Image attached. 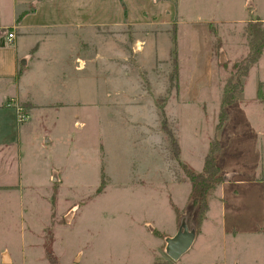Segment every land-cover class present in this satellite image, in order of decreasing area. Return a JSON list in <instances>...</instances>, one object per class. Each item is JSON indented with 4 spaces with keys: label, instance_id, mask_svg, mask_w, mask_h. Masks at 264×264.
Returning <instances> with one entry per match:
<instances>
[{
    "label": "rangeland",
    "instance_id": "obj_1",
    "mask_svg": "<svg viewBox=\"0 0 264 264\" xmlns=\"http://www.w3.org/2000/svg\"><path fill=\"white\" fill-rule=\"evenodd\" d=\"M151 1L169 17L100 24L78 78L38 90L42 102H63L48 121L51 144H40L36 120L19 149L16 129L0 128V148L11 143L0 150L10 148L0 161V264H170L176 224L196 233L190 175L204 173L211 151L226 180L203 225L220 255L201 256H263L264 231L249 230L264 224V53L249 61L246 31L259 34L260 20L245 0ZM255 3L264 20V0ZM10 30L0 27V42ZM29 120L16 113L19 125ZM232 228L244 232H223Z\"/></svg>",
    "mask_w": 264,
    "mask_h": 264
},
{
    "label": "crops",
    "instance_id": "obj_2",
    "mask_svg": "<svg viewBox=\"0 0 264 264\" xmlns=\"http://www.w3.org/2000/svg\"><path fill=\"white\" fill-rule=\"evenodd\" d=\"M245 1V7L254 9L251 18L256 17L264 22L257 14L255 0ZM162 7L158 1L151 0H0V27L11 28L17 35L15 45L7 44L5 40L1 41L3 44L0 42V128H4L5 133L7 129H16L17 149L21 145V134L24 135L35 120L39 122L43 133L40 144L47 146L53 142L47 127L48 121L59 112L56 111L57 106L63 102L52 103L49 94H45V100L42 102L39 100L42 95H38V90L47 84L54 87L78 78V73L85 69V45L87 43L94 46L92 39H99L98 28L101 25L139 23L136 21L140 16L147 20L152 18V23L157 16L169 17L168 14L164 17ZM174 9L175 12L178 10L176 4ZM172 15H175L174 10ZM126 19H129V22H126ZM58 41L67 44L64 53L56 48ZM88 52L89 48L87 54ZM58 53L60 54L57 55ZM55 55L58 57L53 60ZM23 103L28 104L29 108L25 111L30 120L24 125H19L16 121V105ZM66 107L67 105L62 106L61 109ZM9 140L10 136L6 141ZM3 145L0 150L9 147L11 143ZM8 147L0 153V161L9 154ZM51 173L49 179H55V175L51 176ZM181 228V225L178 227L176 224L175 233L172 232L171 237L165 240L166 247L167 240L176 236ZM204 228L202 223L191 248L178 261L168 258L172 261L170 264H264V252L259 259L247 262L243 259L241 248L237 249L239 254L232 257H228L227 252L223 251L222 259L217 257V260L206 261L205 259L211 258H204L202 254L209 252L210 257H213L215 254L220 255V250L215 249L214 241H209L211 235L208 236L209 232ZM240 231L244 232L243 229L237 228L223 230L226 235L232 233L235 236ZM249 231L260 234L264 231V224L253 226ZM159 249L162 258V242ZM190 254L193 257L184 258Z\"/></svg>",
    "mask_w": 264,
    "mask_h": 264
},
{
    "label": "trees",
    "instance_id": "obj_3",
    "mask_svg": "<svg viewBox=\"0 0 264 264\" xmlns=\"http://www.w3.org/2000/svg\"><path fill=\"white\" fill-rule=\"evenodd\" d=\"M262 29L257 30L259 34L253 33L251 26H248L246 31L253 38L251 39V48L254 51L251 53L250 62L258 60L264 53V27L263 21H259ZM2 43V42H1ZM3 44V43H2ZM248 68V66H247ZM246 68V69H247ZM228 87V86H227ZM227 87L225 91L227 92ZM234 97H224L223 105H231L233 103ZM220 125L224 123V119L228 120V117L224 115V112H221L220 115ZM218 145V144H217ZM215 151H211L206 158L205 168L203 174L191 173L190 182L192 186L190 201L192 202L193 210H196L197 218L195 222L196 233H198L203 221L205 220L206 214L209 211V202L208 198L210 192L215 190L219 185L225 182V176L222 173L221 167L218 165L215 157ZM190 226V222H189Z\"/></svg>",
    "mask_w": 264,
    "mask_h": 264
},
{
    "label": "water",
    "instance_id": "obj_4",
    "mask_svg": "<svg viewBox=\"0 0 264 264\" xmlns=\"http://www.w3.org/2000/svg\"><path fill=\"white\" fill-rule=\"evenodd\" d=\"M195 231H190L187 226L182 227L176 236L167 240L166 252L169 257L178 261L191 248L194 239Z\"/></svg>",
    "mask_w": 264,
    "mask_h": 264
},
{
    "label": "built area",
    "instance_id": "obj_5",
    "mask_svg": "<svg viewBox=\"0 0 264 264\" xmlns=\"http://www.w3.org/2000/svg\"><path fill=\"white\" fill-rule=\"evenodd\" d=\"M5 39L7 44L15 45L16 33L12 30L7 31ZM16 106H17V121H19L20 123H25L29 118V114H25L26 112L24 109H22V106L21 107L19 105Z\"/></svg>",
    "mask_w": 264,
    "mask_h": 264
}]
</instances>
